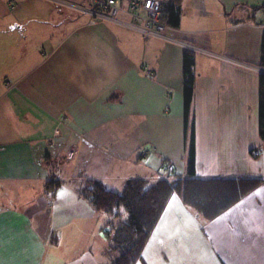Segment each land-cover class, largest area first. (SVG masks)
I'll list each match as a JSON object with an SVG mask.
<instances>
[{"label": "crops", "instance_id": "1", "mask_svg": "<svg viewBox=\"0 0 264 264\" xmlns=\"http://www.w3.org/2000/svg\"><path fill=\"white\" fill-rule=\"evenodd\" d=\"M262 6L181 0L169 34L257 65ZM185 50L88 26L84 15L45 0H0V264H110L102 228L112 218L77 190L86 179L121 192L132 179L186 178L192 129L197 178L264 175L260 74L193 53L185 127ZM50 180L60 186L47 190ZM136 264H264V184L211 221L173 196Z\"/></svg>", "mask_w": 264, "mask_h": 264}, {"label": "trees", "instance_id": "2", "mask_svg": "<svg viewBox=\"0 0 264 264\" xmlns=\"http://www.w3.org/2000/svg\"><path fill=\"white\" fill-rule=\"evenodd\" d=\"M126 4L128 0H121ZM181 0L161 3L160 22L177 28L180 21ZM261 8H264L262 6ZM264 69V31L260 47V61L255 65ZM182 93L184 120L187 126L193 99L194 54L185 50L182 57ZM258 135L264 142V75L258 80ZM186 178L173 181L159 180L149 184L143 179L128 180L121 192H113L97 179H86L77 190L79 198L90 207L112 218L110 228H102L108 243L110 264H136L142 250L154 231L169 200L177 196L205 221H211L234 206L246 195L264 184L262 177H235L199 179L195 175L194 134L190 137ZM60 186L59 181L46 183L47 190ZM114 219V220H113Z\"/></svg>", "mask_w": 264, "mask_h": 264}, {"label": "built area", "instance_id": "3", "mask_svg": "<svg viewBox=\"0 0 264 264\" xmlns=\"http://www.w3.org/2000/svg\"><path fill=\"white\" fill-rule=\"evenodd\" d=\"M45 1L84 15L87 18L88 26H93L97 23L114 25L134 32L144 39H156L167 44L180 46L192 53H202L211 57H218L241 68H246L257 74L264 75L263 68L216 56L195 45L182 42L171 36L169 34L171 28L162 24L159 19L161 8V2L159 0H128L126 4H123L121 0H86L84 4L72 3L66 0ZM261 152V149H256L252 151V154L258 155ZM73 155V151L68 152L67 160H71Z\"/></svg>", "mask_w": 264, "mask_h": 264}, {"label": "rangeland", "instance_id": "4", "mask_svg": "<svg viewBox=\"0 0 264 264\" xmlns=\"http://www.w3.org/2000/svg\"><path fill=\"white\" fill-rule=\"evenodd\" d=\"M113 220H114V219H113ZM105 228H106V229H109V228H110V224H106V225H105Z\"/></svg>", "mask_w": 264, "mask_h": 264}]
</instances>
